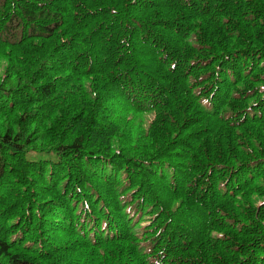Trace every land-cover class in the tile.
<instances>
[{"label": "trees", "instance_id": "trees-1", "mask_svg": "<svg viewBox=\"0 0 264 264\" xmlns=\"http://www.w3.org/2000/svg\"><path fill=\"white\" fill-rule=\"evenodd\" d=\"M0 264H264V0H0Z\"/></svg>", "mask_w": 264, "mask_h": 264}, {"label": "rangeland", "instance_id": "rangeland-1", "mask_svg": "<svg viewBox=\"0 0 264 264\" xmlns=\"http://www.w3.org/2000/svg\"><path fill=\"white\" fill-rule=\"evenodd\" d=\"M29 155L30 156H35V157H39V156H42V155L47 156L46 154H39V153H32V152Z\"/></svg>", "mask_w": 264, "mask_h": 264}]
</instances>
